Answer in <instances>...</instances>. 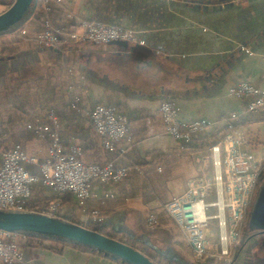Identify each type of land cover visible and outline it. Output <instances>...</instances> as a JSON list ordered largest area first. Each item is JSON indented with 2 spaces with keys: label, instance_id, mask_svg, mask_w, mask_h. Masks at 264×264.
Masks as SVG:
<instances>
[{
  "label": "crops",
  "instance_id": "0c3cea01",
  "mask_svg": "<svg viewBox=\"0 0 264 264\" xmlns=\"http://www.w3.org/2000/svg\"><path fill=\"white\" fill-rule=\"evenodd\" d=\"M60 7L64 17L76 22L130 30L145 46L75 43L51 49L28 40L12 55L0 47L1 150L20 144L29 157L45 162L47 143L27 132L26 124L37 116L43 119L39 105L53 104L62 144L66 147L75 136L84 163L115 159L119 165L136 164L143 172L115 187L94 185L87 212L101 211L103 226L133 244L147 246L157 259L197 264L182 232L161 205L181 195L189 179L211 176L212 146L207 145L213 140L206 135L224 128L225 118L242 110L246 102L230 96L229 89L244 81L264 94V0H64ZM68 68L74 70L72 81L82 112L102 103L127 116L133 142L126 146L125 155L115 157L105 151L88 119L69 111ZM60 86H64L63 98L57 93ZM166 101L178 109L179 121L214 122L205 132L194 134L192 149L182 151L164 133L159 109ZM237 129L255 142L246 149L264 160V114H248ZM31 166L36 165H26L29 172ZM105 191L115 192L116 197L103 198ZM56 199H61L66 215L86 221L73 195L60 196L38 184L32 186L27 204L42 208ZM150 213L158 216V222L147 228ZM244 232L248 234L245 228ZM249 232L233 264H264V232ZM208 235L216 239L215 224ZM19 241L23 264H121L73 246H64L61 253L50 251L61 246L49 240L21 236Z\"/></svg>",
  "mask_w": 264,
  "mask_h": 264
},
{
  "label": "built area",
  "instance_id": "2783aa9c",
  "mask_svg": "<svg viewBox=\"0 0 264 264\" xmlns=\"http://www.w3.org/2000/svg\"><path fill=\"white\" fill-rule=\"evenodd\" d=\"M52 4L63 5L64 0H38L46 14ZM36 8V9H37ZM64 24L56 25L50 16L42 23L39 32L29 34L22 27L12 36L28 39L32 43L51 49H61L75 43L107 45L125 42L145 46V41L136 33L120 27L95 22L73 21L63 17ZM251 55V53L249 52ZM70 84L67 91L72 94L71 110L83 114L93 127L101 147L115 157L126 154V146L132 144L128 119L114 106L98 103L91 110L83 111L81 97L73 84L74 70L67 69ZM229 95L246 100L239 112L230 114L237 119L245 114H264V94L248 82H239L229 89ZM159 112L164 123V133L176 141L180 148L189 144L194 134L206 131L214 122L200 118L189 121L178 120V109L171 102H164ZM35 138L47 143V158L38 163L29 157L20 144L2 151L0 166V208L24 210L33 185H41L60 196L73 195L77 206L85 213L87 202L92 197L94 185L115 187L130 176L143 174L139 166L119 165L115 159L102 164L83 162V148L74 139L65 147L62 144L60 123L50 109L43 119L28 125ZM251 141L246 132L235 129L226 133L221 141L211 147L213 175L189 179L184 192L161 205L182 232L191 248L193 260L200 264H233L237 249L244 241V225L252 209L258 189L264 183V160L256 159ZM38 165L39 173L32 174L26 165ZM103 198L114 199L115 192L105 191ZM60 201L50 203L43 214L62 218L58 209ZM87 223L101 224L103 218L92 211ZM158 216L150 213L146 219L148 228L154 227ZM215 224L217 235L214 241L208 235L210 225ZM20 235L0 230V263L23 264L24 255L20 247Z\"/></svg>",
  "mask_w": 264,
  "mask_h": 264
},
{
  "label": "water",
  "instance_id": "95a60500",
  "mask_svg": "<svg viewBox=\"0 0 264 264\" xmlns=\"http://www.w3.org/2000/svg\"><path fill=\"white\" fill-rule=\"evenodd\" d=\"M37 4L38 0H13L0 13V37L12 35L24 27L34 15ZM250 217L254 219L255 230L264 232V183L258 190ZM0 230L23 237L57 240L86 247L121 264H156L128 244L40 212L0 208Z\"/></svg>",
  "mask_w": 264,
  "mask_h": 264
},
{
  "label": "trees",
  "instance_id": "16d2710c",
  "mask_svg": "<svg viewBox=\"0 0 264 264\" xmlns=\"http://www.w3.org/2000/svg\"><path fill=\"white\" fill-rule=\"evenodd\" d=\"M10 3L11 2L6 3L5 1L1 2V4H5V5H7V4L9 5ZM60 6L61 5H59V4H52L51 5V11L48 14H46V10H45L44 7L38 6V8L36 9L34 15L30 19V21L24 26V28L27 29L29 34H32L34 32H39L42 29L43 20L47 16H50L56 25H58V26L63 25L64 24L63 23L64 22V19H63L64 12H63V10L61 9ZM20 43L22 44L23 42L20 39H18V38L14 39V40H12L10 42H3L2 46H1V52H5V54L12 55L14 52L18 51V49L20 48V46H18V45ZM69 111L75 112V111L71 110L70 107H69ZM121 114H123V113H121ZM123 115L127 118V116L125 114H123ZM247 115L248 114L242 115V116L238 117L237 119L231 118L230 116L226 117L225 119L227 121V125L224 128H222L220 130H213L212 132H210V133H208L206 135L207 138H211L213 140L207 146H213V145L219 143L226 133L237 129L240 125H242V123H244V120H245ZM30 122L31 121H29L26 125H28ZM59 123H60V120H59ZM26 130L31 135H33V137H35V135H34V133L32 132L31 129L27 128ZM60 134H61V123H60ZM72 137L74 139H76L75 136L72 135L71 138ZM193 144H194V139H192V141L189 144L184 145L181 148V150L182 151H187L189 149H192ZM131 165L138 166L136 164H131ZM38 170H39L38 165L30 167V172H32V174L37 173ZM24 209L28 210V211H33V212H40L39 209L31 208V207H29L27 205L24 207ZM65 220H67V221H69L71 223L86 227V228H88L90 230L96 231V232H98L100 234H103V235H106V236H108L110 238L119 240V241H121V242H123L125 244H128L125 241L116 238V234L115 233L107 232V227H105L103 225H91V226L90 225H83V224L79 223L78 221L73 220V218H70V217H66ZM250 233H252V232H248V234H250ZM248 234L243 232V236L244 237L246 235H248ZM25 238L28 239V240H30V239H35V240H39V241H46L47 240V239L36 238V237H25ZM49 241L55 242L56 246H58V245L61 246V248H59V249L57 247L50 248V250L56 251L57 253H61L64 246H73V247L81 248L83 250L92 251V250H90L89 248H86V247H82V246H78V245H74V244H68V243H65V242L57 241V240H49ZM133 248H135L138 251L142 252L144 255H146L149 259H151L156 264H176L175 261L167 260L166 258H160V260H157V259L151 257L149 254H147L143 250L138 249L136 247H133ZM92 252H95V251H92ZM197 264H200V263H197Z\"/></svg>",
  "mask_w": 264,
  "mask_h": 264
},
{
  "label": "rangeland",
  "instance_id": "374dc122",
  "mask_svg": "<svg viewBox=\"0 0 264 264\" xmlns=\"http://www.w3.org/2000/svg\"><path fill=\"white\" fill-rule=\"evenodd\" d=\"M2 1H5L6 3H8V2H11L12 3V1L13 0H0V13L1 12H3L9 5L7 4V5H5V4H1V2ZM14 39H16L15 38V36L13 37L12 35H9V36H2V37H0V47L2 46V43L3 42H10V41H12V40H14ZM22 42H25V41H28V39H20ZM30 41V40H29ZM21 44V43H20ZM18 45V46H20V47H22L23 46V43L21 44V45ZM34 44V43H33ZM35 46H38V45H36V44H34ZM7 55V54H6ZM63 70H64V67H63ZM58 90H57V93L58 94H60V96H59V98L60 97H64V86H60L59 88H57ZM65 92H68L67 90H65ZM69 93V92H68ZM38 108H39V111H40V113H43V115H45L50 109H52L54 112H55V114L57 115V112H56V109H55V107H54V105L53 104H47V105H45L44 107H41L40 105L38 106ZM116 108V107H115ZM117 109V108H116ZM117 111L118 112H120L118 109H117ZM120 113H122V112H120ZM57 117H58V115H57ZM41 118V117H40ZM40 118L37 116V117H34V118H32L31 119V122L28 124V125H30L31 123L33 124L35 121H38V120H40ZM28 125H27V128H28ZM202 132H205V131H202ZM70 140H71V138H70ZM0 150H1V148H0ZM2 151L3 150H1V152H0V158H1V155H2ZM1 163V162H0ZM1 166V165H0ZM142 175V174H141ZM141 175H137V176H141ZM213 175V166H211V176ZM210 176V177H211ZM30 199V198H29ZM29 201V200H28ZM28 201H27V203H28ZM55 201H60L61 203H60V205H59V207H58V209L60 210V212L62 213V218L63 219H65L66 217H70V218H73V220H75V221H78L79 223H81V224H83V225H102L103 223H101V224H91V223H87L86 221H83V220H80L79 218H77V217H74V216H69V215H66L65 213H64V209H63V205H62V201H61V199H56V200H53V201H51V202H49L47 205H45V206H43L42 208H36V207H31V208H36V209H39V211H40V213H43L44 211H45V209L49 206V204L50 203H53V202H55ZM27 206H29L28 204H26ZM30 207V206H29ZM78 209H79V207H78ZM25 210V209H24ZM85 213H82V211L79 209V213H80V215L81 214H83L84 216H85V218L87 219V218H89L90 219V215H91V212L92 211H90L89 213L87 212V209L85 208ZM93 211H98V210H93ZM99 212V216L101 217V218H103V222H104V215L102 214V212L101 211H98ZM250 214H251V211H249V214H248V216H247V219H246V222H245V225H244V228H245V230L246 231H253V230H255L256 228H255V222H254V219L252 218V217H250ZM145 226H146V224H145ZM147 227V226H146ZM148 228V227H147ZM107 232H109V233H114V232H112L111 230H108L107 229ZM116 238H118V239H121V240H123V241H125L126 243H128V245H130V246H132V247H136V248H138V249H141V250H143L144 252H146L147 254H149L151 257H153V258H155V259H157L156 258V254H155V252L153 251V250H150L147 246H145V245H143V244H141V243H139V242H137V243H132L127 237H125V236H121V235H119V234H116ZM56 246V245H55ZM21 247V246H20ZM30 247V246H29ZM32 247H36V246H32ZM50 251H52V250H50ZM23 252V251H22ZM157 260H160V258H158Z\"/></svg>",
  "mask_w": 264,
  "mask_h": 264
},
{
  "label": "flooded vegetation",
  "instance_id": "af4514ba",
  "mask_svg": "<svg viewBox=\"0 0 264 264\" xmlns=\"http://www.w3.org/2000/svg\"><path fill=\"white\" fill-rule=\"evenodd\" d=\"M259 189H260V188H259ZM259 189H258V190H259ZM257 194H258V191H257ZM257 194H256V196H257Z\"/></svg>",
  "mask_w": 264,
  "mask_h": 264
}]
</instances>
